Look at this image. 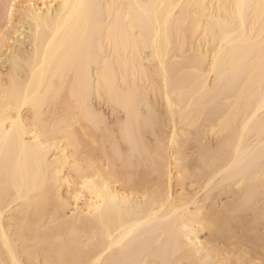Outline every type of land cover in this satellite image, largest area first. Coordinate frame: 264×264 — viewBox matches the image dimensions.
Masks as SVG:
<instances>
[{
	"label": "bare ground",
	"instance_id": "1",
	"mask_svg": "<svg viewBox=\"0 0 264 264\" xmlns=\"http://www.w3.org/2000/svg\"><path fill=\"white\" fill-rule=\"evenodd\" d=\"M234 2L235 0H24L22 5L36 4L37 11L43 9V15L39 20V32L37 33L36 20L29 19L26 15L21 17L19 9H17V13L13 17L16 18L14 21L16 25L8 29L5 34L6 38L0 37V101L6 92L10 96L13 95L14 84L17 89L23 88L32 93L41 89L44 91L54 90L61 86L58 72L62 70V61L70 49V38L76 26L75 19L69 20L65 24L67 15L72 12V9H68L66 12L62 5L80 3L103 5L102 10L97 9L96 11H102L107 27L103 34L102 51L100 48L97 49L99 64L93 62L90 65V81L94 90L99 85V91L103 92V85L98 73L105 71V60H107L109 86H115L117 91L128 101L131 111V117L125 114L123 121L114 120L112 127H115L116 133H119V125L127 121L131 138L141 148L134 156H126L124 163L120 164L119 170L115 168L116 164L113 165L118 177L115 181H122V188L111 185L109 198L117 197V206L109 210L105 216L106 226L113 234H118L120 229L147 219L151 213L159 212L163 208L162 215L148 226L147 231L156 237L164 247L170 243L173 231L178 230L183 223L192 222L198 215L207 214L210 209L227 211L230 207H236L250 198H254L255 201L251 209V212L255 213L253 218L258 220L261 211H258L257 200L259 194L262 195L264 188V168L260 164L264 112L261 111L258 66L255 76H251L250 79L245 78L235 85L233 84L232 70L234 64L246 56L249 47L259 48V27L253 37L254 45H247L239 37H234L232 40L226 41L223 52H220L219 39L215 45H211L204 32L200 30L201 27L206 28L208 25L207 20L202 22L200 20L204 14L203 9L185 7L176 13L174 23L178 24L180 28L178 39L185 46L186 53L192 57V61L187 64L182 60L181 67L184 72L183 79L188 82L189 87L183 105L186 113L185 121L191 119L200 125L201 131L207 128L213 136L214 134L218 136L214 146L206 143L210 152L222 145L225 152L230 154V158L227 155L217 154L215 159L209 160L207 164H202L199 158L195 157L191 167L186 164L185 153L170 150L168 152L166 147L163 149L159 147L166 140H171L173 131H176L178 139L182 140L184 130L180 128L179 113H177L176 124L173 125L167 111V101L162 92L163 77L157 75L160 60L154 50L152 32L146 30L145 34L141 36L137 31L133 36V26L131 22H126L120 15L121 9L108 7L109 5L128 4L207 5L208 11L211 12L214 4ZM247 2L259 4L260 0H247ZM4 3L10 4L11 0H0V5ZM124 14H127V9H124ZM138 14L139 10H134L133 15ZM109 15L112 17L111 23L108 20ZM217 15H219L218 11ZM6 25L4 10L0 7V32H4ZM109 28H111V33L108 31ZM251 29L252 25L248 23L249 33H251ZM229 32L230 29L225 27L220 39H223ZM176 44L177 38H173L172 55L168 59L169 66L179 54ZM46 50L48 51L47 62H45L44 55ZM214 57L216 58L215 69L213 68ZM41 64L45 65L43 70L40 69ZM152 80L158 84L154 91ZM29 84H31V89H29ZM150 92H153V95L159 94V99L162 98L160 100L157 98L159 101L163 100L164 103L163 111L161 108L162 114L157 112L158 109L156 111L148 95ZM93 99L94 103L95 100L102 101L113 110L107 99H102L95 94V91ZM94 103L92 107L101 113ZM150 116L158 118L155 119L153 126L146 127L145 121ZM164 117L167 122L163 119ZM25 118L27 117L25 116ZM246 124L248 130L244 132ZM165 126L169 130L166 131ZM80 128L82 132L90 129L86 121L80 125ZM90 130L88 133L92 132ZM241 133L244 137L243 142L240 139ZM146 134L153 136L152 142L145 139ZM236 145L241 147L239 156L236 153ZM116 146L125 153L130 151L124 136L118 137ZM96 149L107 159L106 166L103 167L106 170L108 158L104 154V145L95 146ZM108 151H112L111 144ZM15 159L20 164L18 205L23 209L24 215L28 216L35 225H39L41 232L50 226L55 228L57 233L63 232L64 234L71 232L74 227L83 228L88 220L86 216L87 201L93 197L89 195L87 199L81 198L78 202L75 199L77 189L74 186L71 203L68 205L65 203L70 199L67 185L61 181L62 187H57L53 182L52 160L44 163L34 157L31 152L21 155V150L18 147L15 149ZM233 161H235L234 164ZM169 164L172 169L169 168ZM230 164L231 168H229ZM134 165L143 168L139 181H135L131 175L124 172V169ZM209 168L214 169V173L209 177L210 180L206 185L212 184L211 179L217 175L216 184L219 194H230L232 197L220 209L215 207L214 190V193L210 190L202 199L197 200L191 194L189 196L183 187L184 179H190L197 173L207 175ZM169 169L175 170L177 183L181 188L180 194L175 195V198L170 190V179L172 178ZM150 183H154L156 188L150 185L153 189L147 191ZM231 186H235V188H231ZM143 188L145 191L140 190ZM137 189L142 191L141 195L138 194ZM218 192L216 193L218 194ZM12 195L15 199L17 192L13 190ZM38 197H44L46 201L39 212L34 204L32 206L27 204L28 199L36 200ZM204 200L209 201L208 205L202 203ZM5 207L3 194L0 192V229L3 230V234L8 235L11 247L17 250V258L24 261L31 259L38 261L39 264H45L46 261L54 258L56 236L51 233L36 250L31 254H25L23 246L18 243L17 216L19 213L15 210L7 212ZM67 211L70 212L69 215H67ZM229 242L227 237L221 238L220 248L222 251L219 256L225 255L224 253L229 250L222 246L227 243L229 245ZM250 244L251 249L254 250L261 247L260 254L264 258V246L261 245L260 238L254 236ZM228 257L226 255L221 259ZM93 258L95 257L93 256ZM216 258V255H213L212 259ZM3 259L10 258L7 256L3 236L0 234V260Z\"/></svg>",
	"mask_w": 264,
	"mask_h": 264
},
{
	"label": "snow or ice",
	"instance_id": "2",
	"mask_svg": "<svg viewBox=\"0 0 264 264\" xmlns=\"http://www.w3.org/2000/svg\"><path fill=\"white\" fill-rule=\"evenodd\" d=\"M0 7L3 8L7 21L4 32H0V37L6 38L5 34L13 26V17L17 9L21 17L26 15L29 19L36 20L37 33L39 32V20L43 15V9L37 11L36 4L17 5L16 0H11L10 4L4 3ZM62 7L66 12L72 9L65 24L75 19L76 26L70 38V49L62 61V70L58 72L61 86L54 90L41 89L32 93L23 88L17 89L14 84L13 95L10 96L6 92L0 101V192L6 205L5 211L15 210L19 213L18 243L23 246L25 254H31L36 250L51 233L56 236L55 256L45 264H255L250 256V241L256 235L259 224V238L261 245L264 246V205L261 206L258 220L254 219L251 216L254 198L236 207H230L227 211L210 209L207 214L198 215L192 222L183 223L178 230L173 231L170 243L164 247L147 231L148 226L162 215L163 208L159 212L154 211L147 219L137 224L120 229L118 234H113L106 226V213L117 206L118 200L115 196L109 198L111 185L118 178L113 165L123 164L126 156H134L141 148L131 138L127 121L119 125L120 131L116 133L115 127H109L110 121L92 107L95 91L96 95L102 99L106 98L110 103L114 118L118 117L123 121L125 114L131 117L128 101L115 86H109L107 60L105 71L98 73L103 92L99 91V85L94 90L90 81V65L93 62L99 64L97 49L100 48L102 51L103 34L107 27L102 11H96L102 10L103 5L80 3L64 4ZM108 7L121 9L120 15L133 26V36L137 31L143 36L146 30L153 34L154 50L160 60L157 75L163 77L162 92L167 101V111L173 125L176 124L179 113L180 128L184 130L182 140H179L177 132L173 131L171 140H166L159 147L185 154L191 152L202 164L214 160L217 154L230 158V154L225 152L222 145L210 152L207 144L201 143L200 125L191 119L185 121L183 105L189 87L188 82L183 79L184 72L181 67L182 60L187 64L192 61V57L186 53L185 46L178 39L180 28L174 23L175 16L177 11L185 7L203 9L204 14L200 20L201 22L207 20L208 25L206 28L201 27L200 30L204 32L211 45H215L219 39L220 52H223L226 41L234 37H239L247 45H254L253 37L259 27V48L249 47L246 56L234 64L232 71L235 85L245 78L255 76L258 66L261 111L264 112V0H260L259 4H251L247 0H235L231 4H214L211 12L208 11L207 5L128 4ZM124 9H127L126 15ZM134 10H139V14L134 16ZM108 20L111 23V15ZM248 23L252 25L251 33L247 30ZM225 27L229 28L230 32L220 39ZM108 31L111 33V28ZM173 38H177L176 47L179 54L169 66ZM44 55L47 62V50ZM215 59L214 57V69ZM44 67V64L40 65L41 70ZM151 83L154 91L158 84L155 80ZM156 118L158 117L150 116L145 121V126H153ZM85 121L95 133L94 136H89L85 132L87 142L80 136V125ZM247 130L246 124L243 131ZM119 136H124L128 142L130 151L127 153L116 146ZM243 138L241 133V142ZM101 144L104 145V154L108 158L106 170L103 169L102 162L98 164L97 155L91 150L92 145L100 147ZM109 144L112 145L111 152L108 151ZM17 147L21 150V155L31 152L44 163L52 160L53 182L57 187H62V181L69 189L70 199L65 202L66 204L71 203L74 186L77 189L75 199L78 202L81 198L87 199L89 195L93 197L87 201L88 220L83 228L74 227L71 232L64 234L57 233L55 228L50 226L41 232L40 226L35 225L24 215L23 209L18 205L20 164L15 159ZM235 147L239 156L241 147L240 145ZM260 164L264 168V128L261 129ZM231 167L230 164L229 168ZM13 190L17 192L15 199L12 195ZM45 203L44 197L27 200V204L29 206L34 204L38 212ZM73 215L75 216V213ZM0 234L3 236L7 256L10 258L0 260V264H39L38 261L31 259L27 261L18 259L17 250L9 244L8 235L3 234L2 229ZM223 237H227L232 245V255L226 259L219 256L222 251L220 240ZM213 255L217 257L215 260L212 259ZM259 264H264V258Z\"/></svg>",
	"mask_w": 264,
	"mask_h": 264
},
{
	"label": "rangeland",
	"instance_id": "3",
	"mask_svg": "<svg viewBox=\"0 0 264 264\" xmlns=\"http://www.w3.org/2000/svg\"><path fill=\"white\" fill-rule=\"evenodd\" d=\"M23 2H24V0H16L17 5H22ZM15 20H16V18H13V25H16V23L14 22ZM148 95L150 96V100L153 102V105L155 106L156 111L158 109L157 112H160V114H162L163 113L162 112L163 111L162 105L164 106V103L162 102L163 100L159 101L162 98L159 99L160 96H158L159 94L157 95L156 93L154 94L155 95L154 96L153 95V92L148 93ZM94 104H95V106L97 107L98 110H101V113L105 117V119L108 120V121H110L109 127H112L113 121L116 120V119H119V118L118 117L117 118H114L113 117V110L111 109V107L109 108V106H107L105 103H103L102 101H99V100H95V103ZM161 108H162V111H161ZM163 119H165V117ZM166 122H167V120H166ZM166 122H164V123H166ZM164 128H165L166 131L169 130V128L167 126H165ZM90 129H91V127H90ZM89 130L87 129V131H85V132L88 133ZM90 131H92V132L88 133V135L89 136H92V135L94 136L95 134H94L93 130L91 129ZM85 132H82L81 131L80 132V136H81L82 139H85V141L87 142L86 137H85ZM201 137H202L201 143H203V142L204 143H208L211 146H214L216 144V142H217L216 140L218 139V136H216L215 134L213 136L212 132L210 133V131H208L207 128H204L201 131ZM145 139L147 141H149V142H152L153 136L150 135V134H146L145 135ZM109 145L107 146L108 147V150H109ZM91 150L96 153L98 164L102 162V167H105L106 166L107 159L104 156H102L101 153L97 149L95 150V145H92L91 146ZM166 150L168 152H170L168 149H166ZM185 156H187V158H186V160H187L186 162L187 163L186 164L189 165V166L193 165L194 160H195V157L192 156V153L191 152H188V153L185 154ZM168 166H170L169 168H171V165L170 164ZM115 168L117 170H119L121 168V165L120 164H116V167ZM171 169H169L170 174H171V178H172V179H170V190L172 191L171 193L173 194V197L175 198V195L176 196L178 195V193L180 192V189L181 188H180V185H178V183H177V179H176V175H175V170L174 169L171 170ZM142 170H143V168L141 166L134 165L133 167H130V168L127 167L126 169H124V172L127 173V174H129V175H131L134 178L135 181H139V179L141 177V171ZM171 171H172V173H171ZM213 173H214V169L209 168V169H207V175H203L202 173H197V175L194 176L195 178L192 177L190 179H184L183 187L185 189V192L188 195L191 194L192 197L194 196L195 199H197V200L202 199L203 196L206 195L210 190H212V191L214 190L215 193L213 191V193H214L213 197H214V200H215V207L220 209L223 206V204L224 203H227L229 200H231L232 197H231L230 194H228V195L227 194L224 195V193H220L219 194V192L217 191L219 188H217V184H216V182L218 180L217 179V175H215V177H213L211 179L212 180V184L209 183L208 185H206L207 182H209V180H210L209 177ZM151 176L154 177L153 174H151ZM163 183H165V180H163ZM112 185L115 186V187H117V188H120V187L122 188V181H119V180L118 181H114L112 183ZM150 185H152L153 188L155 187V184L154 183H150L149 184V187H147V191L149 189L150 190L153 189V188H151L152 186H150ZM231 188H235V186H231ZM196 189H197V191H196ZM198 189H199V191H198ZM140 190H144L145 191V188L140 189ZM140 190L137 191L139 195H141V193H142V191H140ZM262 190H264V188ZM216 192H218V194ZM191 195H189V196H191ZM260 195H261V193L259 194V196H258L259 199L257 200V207H259V209L257 208L258 211L259 210L261 211V206L264 205V194H262L261 196ZM204 201H206V202H204ZM204 201H202V203H204V204L207 203V205H208V202L209 201L208 200H204ZM69 214H70V212L67 211V215H69ZM253 215H255V213H252L251 212V216L252 217H253ZM257 225L258 226H257V231H256L255 237L259 238L260 228H259V224H257ZM201 235H203V234H201ZM229 243H230L229 245L227 243L226 245L224 244L222 246H224L225 249L231 250L232 245H231V242H229ZM260 249H262V248L260 247ZM260 249H258V248H257V250L251 249V251H250L251 259L255 262V264H259V261L263 258V257H261V254L260 253L262 252V250L260 251ZM229 250L226 253H224L225 255H220V258L226 257V255L228 257V255L232 254L231 251H229ZM229 252H230V254H229Z\"/></svg>",
	"mask_w": 264,
	"mask_h": 264
}]
</instances>
